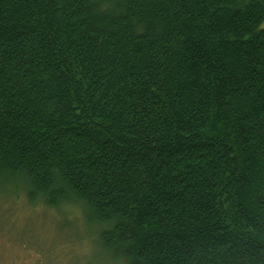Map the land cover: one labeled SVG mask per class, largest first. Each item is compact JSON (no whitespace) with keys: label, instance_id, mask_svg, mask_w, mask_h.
<instances>
[{"label":"trees","instance_id":"obj_1","mask_svg":"<svg viewBox=\"0 0 264 264\" xmlns=\"http://www.w3.org/2000/svg\"><path fill=\"white\" fill-rule=\"evenodd\" d=\"M263 23L264 0H0V214L75 209L111 264H264Z\"/></svg>","mask_w":264,"mask_h":264},{"label":"rangeland","instance_id":"obj_2","mask_svg":"<svg viewBox=\"0 0 264 264\" xmlns=\"http://www.w3.org/2000/svg\"><path fill=\"white\" fill-rule=\"evenodd\" d=\"M20 199L4 202L0 214V264H111L96 242L98 227L80 212L35 213Z\"/></svg>","mask_w":264,"mask_h":264}]
</instances>
